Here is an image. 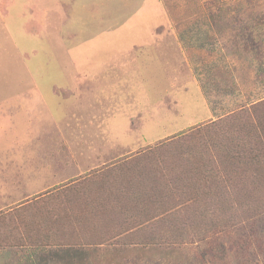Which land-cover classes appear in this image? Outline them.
<instances>
[{
	"label": "rangeland",
	"instance_id": "1",
	"mask_svg": "<svg viewBox=\"0 0 264 264\" xmlns=\"http://www.w3.org/2000/svg\"><path fill=\"white\" fill-rule=\"evenodd\" d=\"M59 2L0 11V264H264V0Z\"/></svg>",
	"mask_w": 264,
	"mask_h": 264
},
{
	"label": "trees",
	"instance_id": "2",
	"mask_svg": "<svg viewBox=\"0 0 264 264\" xmlns=\"http://www.w3.org/2000/svg\"><path fill=\"white\" fill-rule=\"evenodd\" d=\"M12 1L13 0H4L0 3V11H2L5 15H8V16L10 15L11 9L13 8ZM248 136H249V134H247V136H245V137H248ZM263 136H264V133L249 136V137H251V139L253 138L254 140L257 139L260 141L259 145H263V147H259V149L262 148V151H255L254 148H252V147H250V148L243 147L242 148L239 144L235 145V150L237 152V155L235 157L238 160L246 157L247 162L253 164L255 167L258 168L259 171L264 170V162H263L264 159H262V162H260V159L264 156V138H262ZM262 139H263V141H262ZM227 145L229 147L228 142L224 143V141H223L222 144L220 145V149L222 147L226 148ZM194 159H195V161L198 160L197 158H194ZM33 246H34V244L31 242V244H27L26 249H31ZM90 251H91V249L86 250V249H82V248L76 249L75 251H72L70 249H66V250H61V252H60L61 254H59V255L62 256V258H64L63 261H66L67 259L71 258L70 256H74L75 254H78V257H77L78 261H76L77 264H92L93 259H91V256L94 259H96V258L93 254L91 255L89 253ZM25 252H26V254H25V256H23V258L29 255L28 250H26ZM52 254H53V252H51V251H44V253H43L41 250V254H40L39 258H37L34 261H30L26 264H59L58 262L56 263L55 261H53ZM67 256H69V257H67ZM43 258H44V260H43ZM62 263H64V262H62Z\"/></svg>",
	"mask_w": 264,
	"mask_h": 264
},
{
	"label": "crops",
	"instance_id": "3",
	"mask_svg": "<svg viewBox=\"0 0 264 264\" xmlns=\"http://www.w3.org/2000/svg\"><path fill=\"white\" fill-rule=\"evenodd\" d=\"M68 1H71V0H64V4L66 5V10H64L65 12L64 13H60L59 15H57L56 14V18L54 17L55 15L54 14H52V16H50V18H49V20H50V23H49V26H50V28L52 29V30H56L57 29V27H59V29H61L60 27H62L63 26V24L65 23V21L68 19V20H70V18H72L71 19V21L74 19V20H76V21H78V17L76 16V15H74V14H72V15H67L66 13L68 12V9H69V5H68ZM77 2V1H76ZM59 3H61V5H62V7H63V5L64 4H62V2H59ZM72 11H73V9H71ZM76 9L74 8V11H75ZM73 11V12H74ZM51 13H53V12H51ZM72 16V17H71ZM54 17V18H53ZM53 21V22H52ZM57 21V22H56ZM70 21V22H71ZM70 22H69V24H70ZM67 25V24H66ZM74 25H76V24H74ZM72 26H73V24H72ZM56 28V29H55ZM74 38L73 36H68V39L69 38ZM89 41V40H88ZM70 51V50H69Z\"/></svg>",
	"mask_w": 264,
	"mask_h": 264
}]
</instances>
